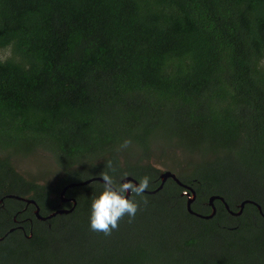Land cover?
<instances>
[{"label":"trees","instance_id":"16d2710c","mask_svg":"<svg viewBox=\"0 0 264 264\" xmlns=\"http://www.w3.org/2000/svg\"><path fill=\"white\" fill-rule=\"evenodd\" d=\"M7 49L0 199L8 213L0 210V235L24 207L9 195L34 199L46 216L72 206L60 204L67 184L103 172L118 181L125 172L148 175L155 190L160 170L149 144L160 138L162 151L184 155L187 170L177 176L197 193L194 212L210 214L213 195L233 211L247 199L264 211V0H0V51ZM125 139L131 146L118 151ZM36 149L60 167L54 182L42 185L13 166L12 156ZM102 187L69 188L75 209L33 217L30 238L9 233L0 264H264V217L255 204L234 216L216 199L215 216L204 219L187 211L184 187L169 178L144 194L148 203L131 223L125 216L105 236L90 229ZM155 219L179 222L187 236L172 245L179 254L146 244L139 225ZM217 237V249L201 252Z\"/></svg>","mask_w":264,"mask_h":264},{"label":"rangeland","instance_id":"374dc122","mask_svg":"<svg viewBox=\"0 0 264 264\" xmlns=\"http://www.w3.org/2000/svg\"><path fill=\"white\" fill-rule=\"evenodd\" d=\"M9 54L10 49L0 51V56L3 59L9 56ZM165 144L166 141L161 138L157 140V142L152 143V145L149 144L152 149L154 147L153 153H149L151 157L149 161L152 160L155 164L165 169L172 170L177 174L185 169L187 170L182 152L177 148H174V151L168 150V148L162 151V149L165 148ZM155 148H160L163 153L158 149L155 151ZM136 150L135 153L137 155H142L144 153L142 147H138ZM11 162L17 171L26 178L35 180L41 184L54 182V179L62 173L53 155L42 149H36L35 152L30 155L12 156ZM178 227L179 222L163 219H158L157 221L155 219L147 221L141 227L139 225L138 232H141L142 236L148 237L146 244L151 250L164 254H179V250L172 245L177 240H183L187 236L181 235L180 232H178ZM220 242V237L207 243L208 245L205 242V245L201 246V252L206 253L207 251L217 249L220 246Z\"/></svg>","mask_w":264,"mask_h":264},{"label":"clouds","instance_id":"9594fccd","mask_svg":"<svg viewBox=\"0 0 264 264\" xmlns=\"http://www.w3.org/2000/svg\"><path fill=\"white\" fill-rule=\"evenodd\" d=\"M131 143L130 139H125L118 151L129 148ZM106 167L111 170V173L117 172V168L111 160L107 161ZM128 176L127 172L122 173L118 181L109 172L101 174L102 191L91 203L90 229L92 231L110 236L114 230L119 228L120 220L127 216L131 223L137 212L140 211L141 204L147 205L148 200L144 194L150 188L151 177L145 175L139 180H135L127 179ZM129 192L131 193L130 197Z\"/></svg>","mask_w":264,"mask_h":264},{"label":"water","instance_id":"95a60500","mask_svg":"<svg viewBox=\"0 0 264 264\" xmlns=\"http://www.w3.org/2000/svg\"><path fill=\"white\" fill-rule=\"evenodd\" d=\"M150 163L153 164V166H155L156 168H158L160 170V175H159V178H160V185L158 186V188H156L155 190H146L145 193H150V194H153V193H156L158 192L159 190H161L163 187H164V184L166 183V181L171 178L173 179L177 184H179L180 186L184 187L185 190H183L182 192V195H185L186 196V207H187V211L190 213V214H194L196 216H199V217H202L204 219H210V218H213L217 212V208L214 204V201L216 199L222 201L226 207V209L230 212V214L234 215V216H239L242 214L243 212V209L245 207V205L247 203H252V204H255L257 206V208L259 209L261 215L264 217V211L262 210V207L261 205H259L258 203L252 201V200H244L243 202L240 203L239 205V209L238 211H233L230 209L228 203L225 201V199L221 196H218V195H213V196H210L209 200H208V203L209 205L211 206V213L210 214H207V215H201L199 213H196L193 211L192 209V204L193 202L196 200V197H197V193L195 191V189L192 187V186H189V185H185L183 184L179 177L177 176V173L173 172L172 170H169V169H165L164 167L158 165V164H155L154 162H152V160H150ZM127 179H135L133 178L132 176H128ZM136 180V179H135ZM94 181H100V182H103L101 177L100 176H97V177H91L89 179H86V180H83V181H79V182H71L69 184H67L61 191L60 193V200L63 202V201H68V202H71L72 203V206L70 208H59L51 213H49L48 215L46 216H42L39 214V206L37 205L36 201L32 198H25V197H22V196H17V195H9V197L11 198H14V199H18V200H26L28 203H34L36 205V215L38 217V219L40 220H49L51 218H54L56 217L57 215H62V214H69L71 213L76 205H77V201L74 197H66L65 196V193L66 191L69 189V188H72V187H76V186H83V185H87L91 182H94ZM138 183V181H137ZM131 196V193L129 192V197Z\"/></svg>","mask_w":264,"mask_h":264},{"label":"flooded vegetation","instance_id":"af4514ba","mask_svg":"<svg viewBox=\"0 0 264 264\" xmlns=\"http://www.w3.org/2000/svg\"><path fill=\"white\" fill-rule=\"evenodd\" d=\"M61 191H60V193H61ZM65 196H66V193H65ZM59 197H60V195H59ZM25 198H29L30 199V197H28V196H26ZM4 201H5L4 198L0 199V210L3 209L5 211L6 210V205H5ZM19 201L23 202L24 207L21 210L16 211L15 212L16 214H14L12 216L13 225L9 226L6 230H4L2 232V234L0 235V242L6 241V239L8 238V234L9 233L10 234L16 233L18 235L22 234V235H24V236H26L28 238H30L32 236V230H31L32 229V225L30 226V228L28 229L29 231L27 232V228H26L25 224L26 223L32 224L33 223V217L38 219V217L36 215V212H35L36 211V205L34 203H28L26 200H19ZM62 203L71 204L72 205L71 202H68V201H63L62 202L60 200V204H62ZM30 206H31V214L32 215H29V212H28ZM7 211H5V213H8ZM39 214L41 215L40 210H39ZM17 216H19V218ZM38 220H40V219H38ZM41 221H47V220H41Z\"/></svg>","mask_w":264,"mask_h":264}]
</instances>
